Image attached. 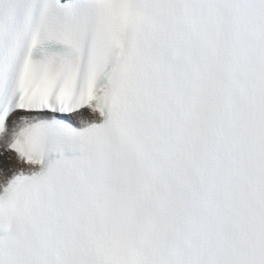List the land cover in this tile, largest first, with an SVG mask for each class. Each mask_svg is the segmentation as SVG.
Wrapping results in <instances>:
<instances>
[{
  "label": "snow or ice",
  "instance_id": "6c2138e0",
  "mask_svg": "<svg viewBox=\"0 0 264 264\" xmlns=\"http://www.w3.org/2000/svg\"><path fill=\"white\" fill-rule=\"evenodd\" d=\"M0 264H264V0H0Z\"/></svg>",
  "mask_w": 264,
  "mask_h": 264
},
{
  "label": "bare ground",
  "instance_id": "6f19581e",
  "mask_svg": "<svg viewBox=\"0 0 264 264\" xmlns=\"http://www.w3.org/2000/svg\"><path fill=\"white\" fill-rule=\"evenodd\" d=\"M5 164H11V161H6L3 157H0V167H3Z\"/></svg>",
  "mask_w": 264,
  "mask_h": 264
}]
</instances>
